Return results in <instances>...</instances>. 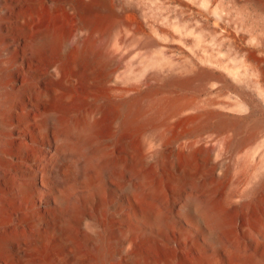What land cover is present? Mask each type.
Returning a JSON list of instances; mask_svg holds the SVG:
<instances>
[{"label": "bare ground", "instance_id": "obj_1", "mask_svg": "<svg viewBox=\"0 0 264 264\" xmlns=\"http://www.w3.org/2000/svg\"><path fill=\"white\" fill-rule=\"evenodd\" d=\"M0 264H264V0H0Z\"/></svg>", "mask_w": 264, "mask_h": 264}, {"label": "rangeland", "instance_id": "obj_2", "mask_svg": "<svg viewBox=\"0 0 264 264\" xmlns=\"http://www.w3.org/2000/svg\"><path fill=\"white\" fill-rule=\"evenodd\" d=\"M254 102H256V100H254ZM237 210H238L237 218H239V219L242 218V219H243V218H245V217L247 216V214H246L245 212H243L242 209H241L242 211L240 210V208H237ZM242 214H243L244 216H243ZM245 215H246V216H245Z\"/></svg>", "mask_w": 264, "mask_h": 264}]
</instances>
